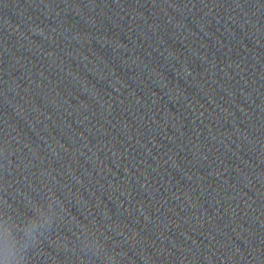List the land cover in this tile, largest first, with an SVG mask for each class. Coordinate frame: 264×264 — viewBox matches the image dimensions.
<instances>
[{
    "label": "water",
    "instance_id": "water-1",
    "mask_svg": "<svg viewBox=\"0 0 264 264\" xmlns=\"http://www.w3.org/2000/svg\"><path fill=\"white\" fill-rule=\"evenodd\" d=\"M22 264H264V0H0V208Z\"/></svg>",
    "mask_w": 264,
    "mask_h": 264
},
{
    "label": "clouds",
    "instance_id": "clouds-1",
    "mask_svg": "<svg viewBox=\"0 0 264 264\" xmlns=\"http://www.w3.org/2000/svg\"><path fill=\"white\" fill-rule=\"evenodd\" d=\"M50 210L51 205L48 211L37 207L34 218L22 229L23 235L20 237L16 235V231L21 230L14 231L15 226L10 218L0 216V264H22L23 250L35 239V233L49 222Z\"/></svg>",
    "mask_w": 264,
    "mask_h": 264
},
{
    "label": "snow or ice",
    "instance_id": "snow-or-ice-1",
    "mask_svg": "<svg viewBox=\"0 0 264 264\" xmlns=\"http://www.w3.org/2000/svg\"><path fill=\"white\" fill-rule=\"evenodd\" d=\"M7 213L2 209L0 208V216H6Z\"/></svg>",
    "mask_w": 264,
    "mask_h": 264
}]
</instances>
